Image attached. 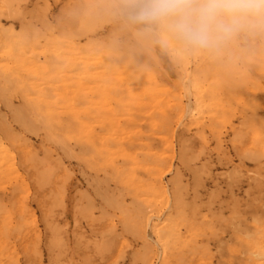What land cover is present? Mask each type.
<instances>
[{"label": "rangeland", "instance_id": "rangeland-1", "mask_svg": "<svg viewBox=\"0 0 264 264\" xmlns=\"http://www.w3.org/2000/svg\"><path fill=\"white\" fill-rule=\"evenodd\" d=\"M1 2L0 264H264V37L165 48L123 0Z\"/></svg>", "mask_w": 264, "mask_h": 264}, {"label": "clouds", "instance_id": "clouds-1", "mask_svg": "<svg viewBox=\"0 0 264 264\" xmlns=\"http://www.w3.org/2000/svg\"><path fill=\"white\" fill-rule=\"evenodd\" d=\"M127 19L160 30L158 43L220 52L241 37H264V0H123Z\"/></svg>", "mask_w": 264, "mask_h": 264}, {"label": "bare ground", "instance_id": "bare-ground-1", "mask_svg": "<svg viewBox=\"0 0 264 264\" xmlns=\"http://www.w3.org/2000/svg\"><path fill=\"white\" fill-rule=\"evenodd\" d=\"M12 4V0H2L1 2V6L2 7H9L10 5ZM76 41V40H75ZM68 46L69 47H73L74 44L73 42H68ZM75 43H78V42H75ZM116 44H113V46H115ZM58 49L61 47L60 45H57ZM77 47V46H75ZM105 47L104 44H97V46L95 45H90V49L92 48L93 49H98V50H103V48ZM181 103V102H180ZM37 108H41V104L39 103ZM45 116V119H46V126L51 128L52 125H55L58 127L59 130H55V131H49L48 134L50 137L54 138L56 141L62 143V146L64 147V149L69 153V154H72V150H71V147H70V143L66 142L65 140V136H64V133L65 134H68L69 132L71 133V130L69 129L70 128V122L69 123H64L63 121V118H59V115L58 117L55 118V116H53L55 119L52 120L51 116L50 115H43ZM70 121V120H69ZM78 121V120H77ZM52 122V123H51ZM118 127V126H117ZM51 130V129H50ZM86 136V141H90L91 142V134H90V131L87 132V134H85ZM78 138V136H77ZM80 140L82 138H79ZM78 140V142L80 141ZM84 141H81V146L83 144ZM82 149V148H81ZM96 149V148H95ZM83 152L86 154V153H89V151L91 150V148H88L87 146L84 147L83 149ZM39 180H41L42 182H44L46 180L45 176L43 174H40L37 176ZM158 189L161 191V192H166V187L161 183L160 186L158 187Z\"/></svg>", "mask_w": 264, "mask_h": 264}]
</instances>
